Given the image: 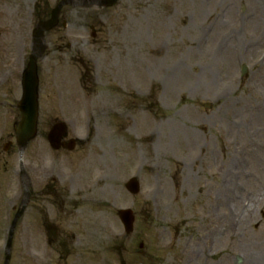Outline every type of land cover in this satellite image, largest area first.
<instances>
[{
    "label": "rangeland",
    "instance_id": "374dc122",
    "mask_svg": "<svg viewBox=\"0 0 264 264\" xmlns=\"http://www.w3.org/2000/svg\"><path fill=\"white\" fill-rule=\"evenodd\" d=\"M35 1L41 14L61 0H0V55L15 38L26 62ZM73 3L42 39L38 134L22 155L29 200L9 264H264V0ZM8 111L10 126L18 112ZM57 120L81 140L72 152L48 147ZM6 139L0 264L22 193ZM50 177L58 184L44 193ZM121 208L136 216L127 236Z\"/></svg>",
    "mask_w": 264,
    "mask_h": 264
},
{
    "label": "water",
    "instance_id": "95a60500",
    "mask_svg": "<svg viewBox=\"0 0 264 264\" xmlns=\"http://www.w3.org/2000/svg\"><path fill=\"white\" fill-rule=\"evenodd\" d=\"M57 10L53 13L52 21L46 26H51L55 23V16ZM45 27V28H46ZM41 28L38 30L37 34L41 33ZM36 76H35V62L32 58L28 68L25 72V96L20 105V110L23 114L22 122L19 125V133L22 141L24 142L27 138H30L34 133L35 118H36ZM22 131V134H21ZM128 220V219H127Z\"/></svg>",
    "mask_w": 264,
    "mask_h": 264
},
{
    "label": "bare ground",
    "instance_id": "6f19581e",
    "mask_svg": "<svg viewBox=\"0 0 264 264\" xmlns=\"http://www.w3.org/2000/svg\"><path fill=\"white\" fill-rule=\"evenodd\" d=\"M260 21H261V26H262L264 23V18L262 17ZM88 239H89V236H86V240H88Z\"/></svg>",
    "mask_w": 264,
    "mask_h": 264
}]
</instances>
